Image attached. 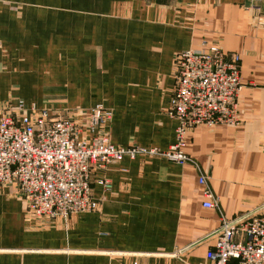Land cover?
Returning <instances> with one entry per match:
<instances>
[{
	"label": "crops",
	"instance_id": "obj_1",
	"mask_svg": "<svg viewBox=\"0 0 264 264\" xmlns=\"http://www.w3.org/2000/svg\"><path fill=\"white\" fill-rule=\"evenodd\" d=\"M203 42L241 56L242 124L191 130V163L96 170L112 187L93 182L94 212L37 217L22 198L6 208L19 192L0 186V264H206L222 217L264 207V0H0V112L22 88L66 90L43 107L104 106L96 134L119 146L175 143L176 60ZM200 172L220 211L203 205Z\"/></svg>",
	"mask_w": 264,
	"mask_h": 264
},
{
	"label": "built area",
	"instance_id": "obj_2",
	"mask_svg": "<svg viewBox=\"0 0 264 264\" xmlns=\"http://www.w3.org/2000/svg\"><path fill=\"white\" fill-rule=\"evenodd\" d=\"M241 63L240 54L211 42L178 55L168 111L178 125L176 141L168 149L119 146L107 134L83 138L82 128L94 132L95 126L112 119V111L101 105L83 120L55 117L35 106L24 112L22 102L17 111L0 112V186L14 185L37 216L67 217L98 210L93 182L105 190L112 183L96 180L95 173L111 163L139 157H163L179 165L193 162L186 149L193 128L241 124L240 95L245 88ZM198 182L203 205L220 210L207 176L200 172ZM256 212L222 219L214 232L215 243L206 252V264H264V212Z\"/></svg>",
	"mask_w": 264,
	"mask_h": 264
},
{
	"label": "rangeland",
	"instance_id": "obj_3",
	"mask_svg": "<svg viewBox=\"0 0 264 264\" xmlns=\"http://www.w3.org/2000/svg\"><path fill=\"white\" fill-rule=\"evenodd\" d=\"M241 68H242V63H241ZM241 74H242V72H241ZM246 85H247V83H245V87H246ZM62 92L66 93V90H45V89H42V88H35V89H30V88H24L23 89L22 88L21 89V97H20L21 99L14 97V98L8 99L5 102L4 106L7 107V111H5V113H7V112L11 113V112L19 110L21 102L25 105V107L23 109L24 112H29L30 108L32 106H35V108L37 110L47 109L53 114V116L60 117V118H75V119L83 120L84 118L90 117L96 111V105H94V106H92V107H90L88 109H84L82 107L69 106V105H66V104L56 105L55 107H51V108H49L47 106L43 107V104H45L44 100H46V96H50L52 93H60L59 96H61ZM68 92H70L71 95H73V97L76 94V90L75 89H71ZM242 94H243V92L240 95V100H241ZM0 111H2V110H0ZM240 117H241V108H240ZM241 124H242V117H241ZM218 126H222V125H218ZM218 126H215L214 128H216ZM200 127H203V126H200ZM196 128H198V127H196ZM204 128L212 129V128H208V127H204ZM194 129L195 128H193L192 130H194ZM82 130H83V134H81V136L83 138L85 136H86V138H90V137L96 136V126L94 127V130H95L94 132L92 130H90V129H89L90 130L89 131L87 128H82ZM86 133H87V135H86ZM19 195L15 194V196L12 195L9 198H5L4 199V206L6 208H22L25 201L23 202L24 199L22 198L21 195L20 196ZM215 195L218 197V195L216 193H215ZM219 201H220V198H219ZM25 207L28 210L27 203H25ZM256 211L264 212V207H263V209H258V210L249 212L246 215H249L251 213H257ZM246 215H244V216H246ZM35 216H37V215H35ZM37 217H40V216H37ZM222 219H226V218L222 217Z\"/></svg>",
	"mask_w": 264,
	"mask_h": 264
}]
</instances>
